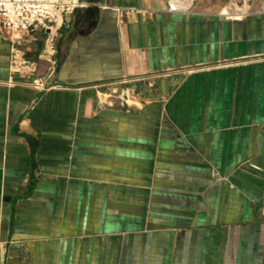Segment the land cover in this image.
Wrapping results in <instances>:
<instances>
[{"label": "crops", "instance_id": "obj_1", "mask_svg": "<svg viewBox=\"0 0 264 264\" xmlns=\"http://www.w3.org/2000/svg\"><path fill=\"white\" fill-rule=\"evenodd\" d=\"M77 1L0 30V264H264V0Z\"/></svg>", "mask_w": 264, "mask_h": 264}, {"label": "built area", "instance_id": "obj_2", "mask_svg": "<svg viewBox=\"0 0 264 264\" xmlns=\"http://www.w3.org/2000/svg\"><path fill=\"white\" fill-rule=\"evenodd\" d=\"M171 2H167V10L177 12L178 10L171 6ZM77 6V0H0V30L4 39L12 44L14 61L23 42L39 32L46 35V53L53 56L56 53L55 41L59 22ZM123 82L113 81L103 85L106 89L102 92L103 104L125 109L138 106L136 92L121 88ZM34 85L38 89L43 88L44 82L42 79H35Z\"/></svg>", "mask_w": 264, "mask_h": 264}, {"label": "rangeland", "instance_id": "obj_3", "mask_svg": "<svg viewBox=\"0 0 264 264\" xmlns=\"http://www.w3.org/2000/svg\"><path fill=\"white\" fill-rule=\"evenodd\" d=\"M171 2V6L176 7L178 10L184 9L188 6L189 2L191 0H167V2ZM208 2H212V0H207ZM215 2H218L219 0H213ZM220 8L223 10L225 8H229L231 6H237L239 8H244L245 6H248V10H250L253 6V3L255 0H220ZM175 8V9H176Z\"/></svg>", "mask_w": 264, "mask_h": 264}, {"label": "bare ground", "instance_id": "obj_4", "mask_svg": "<svg viewBox=\"0 0 264 264\" xmlns=\"http://www.w3.org/2000/svg\"><path fill=\"white\" fill-rule=\"evenodd\" d=\"M173 7V6H172ZM176 7H173V9H175ZM224 14H226V15H229L230 14V12L228 11V10H224Z\"/></svg>", "mask_w": 264, "mask_h": 264}]
</instances>
